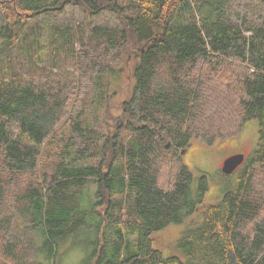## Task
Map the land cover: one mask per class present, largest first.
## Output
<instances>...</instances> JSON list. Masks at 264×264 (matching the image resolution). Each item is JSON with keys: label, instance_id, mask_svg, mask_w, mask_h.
<instances>
[{"label": "trees", "instance_id": "trees-1", "mask_svg": "<svg viewBox=\"0 0 264 264\" xmlns=\"http://www.w3.org/2000/svg\"><path fill=\"white\" fill-rule=\"evenodd\" d=\"M125 73L114 128L83 123ZM249 120L207 202L182 150ZM83 239L78 264H264V0H0V252L61 264Z\"/></svg>", "mask_w": 264, "mask_h": 264}, {"label": "rangeland", "instance_id": "rangeland-1", "mask_svg": "<svg viewBox=\"0 0 264 264\" xmlns=\"http://www.w3.org/2000/svg\"><path fill=\"white\" fill-rule=\"evenodd\" d=\"M130 63V60H129ZM120 86L116 94L112 95L109 91L108 97L98 99L100 88L96 89L92 95L93 87H89L88 97L86 99V111L82 114L83 123H97L102 127L103 133H108L114 127L113 117L116 114L115 104L120 98L125 97L129 93V79L127 73L123 74L120 79ZM116 88V86H115ZM98 95V96H97ZM257 121L249 120L245 123L243 129L238 134L226 139H222L213 146H207L203 143L194 142L187 146L181 154L182 161H184L190 169L195 173L206 172L209 175V189L207 192V202L215 201L225 184L221 181L219 169L222 165V160L231 153L243 152L248 154L257 144ZM177 234V228H167L161 230L155 235L157 244L160 247L168 249V245L174 240ZM36 245V240H34ZM88 242L84 239L78 244V248L69 249L63 253L61 264H78L84 256V248H87ZM173 248H170V250ZM0 264H15L11 257L2 255L0 252Z\"/></svg>", "mask_w": 264, "mask_h": 264}, {"label": "water", "instance_id": "water-1", "mask_svg": "<svg viewBox=\"0 0 264 264\" xmlns=\"http://www.w3.org/2000/svg\"><path fill=\"white\" fill-rule=\"evenodd\" d=\"M183 152L184 151L182 150V153ZM244 160H245V154L243 152L233 153L223 159L221 165V171L229 174L233 172L239 165H241Z\"/></svg>", "mask_w": 264, "mask_h": 264}]
</instances>
